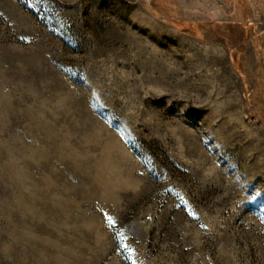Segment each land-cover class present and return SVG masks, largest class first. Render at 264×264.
<instances>
[{
  "label": "rangeland",
  "instance_id": "obj_1",
  "mask_svg": "<svg viewBox=\"0 0 264 264\" xmlns=\"http://www.w3.org/2000/svg\"><path fill=\"white\" fill-rule=\"evenodd\" d=\"M0 264H264V0H0Z\"/></svg>",
  "mask_w": 264,
  "mask_h": 264
}]
</instances>
